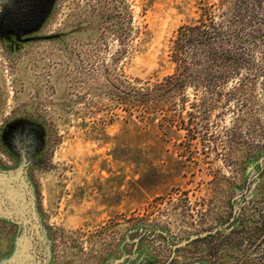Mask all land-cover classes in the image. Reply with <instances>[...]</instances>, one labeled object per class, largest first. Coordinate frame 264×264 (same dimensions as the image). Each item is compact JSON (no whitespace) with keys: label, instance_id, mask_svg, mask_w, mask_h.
I'll use <instances>...</instances> for the list:
<instances>
[{"label":"rangeland","instance_id":"374dc122","mask_svg":"<svg viewBox=\"0 0 264 264\" xmlns=\"http://www.w3.org/2000/svg\"><path fill=\"white\" fill-rule=\"evenodd\" d=\"M15 125L33 264H264V0H51L0 32L4 172ZM21 232L0 218V264Z\"/></svg>","mask_w":264,"mask_h":264},{"label":"flooded vegetation","instance_id":"af4514ba","mask_svg":"<svg viewBox=\"0 0 264 264\" xmlns=\"http://www.w3.org/2000/svg\"><path fill=\"white\" fill-rule=\"evenodd\" d=\"M51 0H0L3 7L0 17V32L3 35H20L34 31L44 19ZM34 128L15 125L5 134V143L11 154L17 158V164L24 171L28 159L36 154L40 136Z\"/></svg>","mask_w":264,"mask_h":264},{"label":"water","instance_id":"95a60500","mask_svg":"<svg viewBox=\"0 0 264 264\" xmlns=\"http://www.w3.org/2000/svg\"><path fill=\"white\" fill-rule=\"evenodd\" d=\"M0 218L22 230L17 242L19 250L15 260L7 264H33L34 250L38 245L36 239L41 241L43 237L40 234L33 195L25 179L23 167L15 171L0 170Z\"/></svg>","mask_w":264,"mask_h":264}]
</instances>
